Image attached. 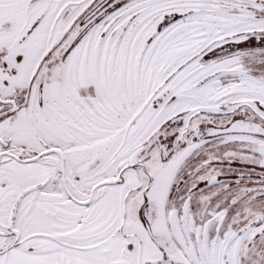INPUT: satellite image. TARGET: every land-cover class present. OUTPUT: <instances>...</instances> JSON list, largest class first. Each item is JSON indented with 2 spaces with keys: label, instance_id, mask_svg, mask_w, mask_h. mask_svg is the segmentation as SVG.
Here are the masks:
<instances>
[{
  "label": "snow or ice",
  "instance_id": "6c2138e0",
  "mask_svg": "<svg viewBox=\"0 0 264 264\" xmlns=\"http://www.w3.org/2000/svg\"><path fill=\"white\" fill-rule=\"evenodd\" d=\"M0 264H264V0H0Z\"/></svg>",
  "mask_w": 264,
  "mask_h": 264
}]
</instances>
